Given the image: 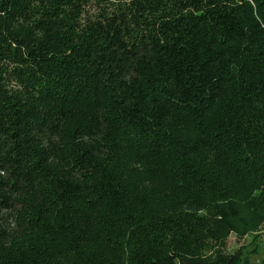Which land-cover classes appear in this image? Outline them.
Here are the masks:
<instances>
[{
	"label": "trees",
	"instance_id": "16d2710c",
	"mask_svg": "<svg viewBox=\"0 0 264 264\" xmlns=\"http://www.w3.org/2000/svg\"><path fill=\"white\" fill-rule=\"evenodd\" d=\"M262 227L264 0H0V264H255L219 248Z\"/></svg>",
	"mask_w": 264,
	"mask_h": 264
},
{
	"label": "rangeland",
	"instance_id": "374dc122",
	"mask_svg": "<svg viewBox=\"0 0 264 264\" xmlns=\"http://www.w3.org/2000/svg\"><path fill=\"white\" fill-rule=\"evenodd\" d=\"M92 7L93 8H91V10L93 11L94 4L92 5ZM263 230L264 227L261 228L258 234ZM257 245H260L258 246L259 248L257 247ZM254 246L257 247L258 253L252 254ZM260 247L262 248L261 240H254V236L252 235L242 238L231 235L225 240L224 245L219 248V251L224 254L238 255V253H240L242 254V257H248L251 262L255 264H261V261L264 258V253Z\"/></svg>",
	"mask_w": 264,
	"mask_h": 264
},
{
	"label": "built area",
	"instance_id": "2783aa9c",
	"mask_svg": "<svg viewBox=\"0 0 264 264\" xmlns=\"http://www.w3.org/2000/svg\"><path fill=\"white\" fill-rule=\"evenodd\" d=\"M260 234H261L260 240H261L262 249H263V253H264V230L261 231Z\"/></svg>",
	"mask_w": 264,
	"mask_h": 264
}]
</instances>
